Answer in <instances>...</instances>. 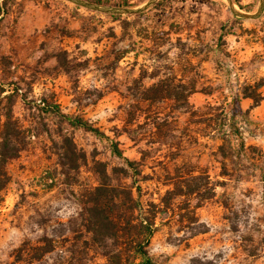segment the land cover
Masks as SVG:
<instances>
[{"label": "rangeland", "instance_id": "rangeland-1", "mask_svg": "<svg viewBox=\"0 0 264 264\" xmlns=\"http://www.w3.org/2000/svg\"><path fill=\"white\" fill-rule=\"evenodd\" d=\"M0 4V142L10 132L18 148L0 264H108L77 221L103 169L157 214L154 264H264V12L239 17L228 0L136 14Z\"/></svg>", "mask_w": 264, "mask_h": 264}, {"label": "trees", "instance_id": "trees-1", "mask_svg": "<svg viewBox=\"0 0 264 264\" xmlns=\"http://www.w3.org/2000/svg\"><path fill=\"white\" fill-rule=\"evenodd\" d=\"M90 1L111 5L109 0ZM115 6L133 7L134 5L124 0ZM1 9L2 4L0 11ZM239 101V97H235V103ZM255 101L259 102L258 99ZM237 112L236 108L232 109L233 117ZM71 123L83 127L86 131L102 134L98 128L80 118L71 120ZM114 148L122 156L118 143L114 144ZM17 154L14 134L8 132L0 142V203L3 200L2 190L9 181L7 165ZM127 162L131 168H134L132 161ZM122 170L128 173L125 169ZM101 175L100 185L84 195L77 220L79 230L90 235L92 245L106 249L104 255L108 259V264H154L148 246L157 231V214L141 207L131 186L124 185L119 180L114 183L115 179H111L105 169L102 170Z\"/></svg>", "mask_w": 264, "mask_h": 264}, {"label": "water", "instance_id": "water-1", "mask_svg": "<svg viewBox=\"0 0 264 264\" xmlns=\"http://www.w3.org/2000/svg\"><path fill=\"white\" fill-rule=\"evenodd\" d=\"M68 1L75 3L79 6L88 8V9L106 12V13L136 14V13H140V12L148 9L157 0H150L147 3H145L144 5H142L140 7H136V8L105 6V5L93 3V2H90L87 0H68ZM228 2L231 6V9L239 17L256 19V18H259L264 12V0H260V5H259L258 10L256 11V13H253V14L245 13L243 11L237 10L235 8V4H234L233 0H228Z\"/></svg>", "mask_w": 264, "mask_h": 264}]
</instances>
